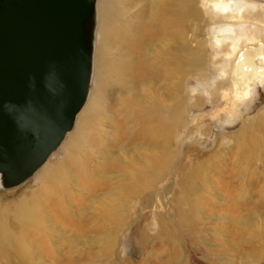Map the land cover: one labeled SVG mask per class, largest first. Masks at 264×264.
Wrapping results in <instances>:
<instances>
[{"label":"rangeland","instance_id":"rangeland-1","mask_svg":"<svg viewBox=\"0 0 264 264\" xmlns=\"http://www.w3.org/2000/svg\"><path fill=\"white\" fill-rule=\"evenodd\" d=\"M110 1L98 0L100 15L95 32L91 93L74 128L44 166L25 183L0 189V230L3 233H12L5 230L25 223L29 212L34 211L32 215L38 216L37 225H33L36 232L29 226L24 227V232L29 236L37 231L47 234L46 239L28 241L20 251L10 248L11 253L3 264H225V255L220 261L215 258L224 252L226 240L237 247L230 251L235 263L228 256L229 264H264V162L254 151L250 153L249 148H243L240 141L250 127L256 130L260 126L256 119L264 114V82L256 81L247 97L235 95L230 83L233 61L215 45L221 23L199 20L200 27L194 28L195 24L188 22L192 27L187 32L190 47L199 50L205 65L192 70L185 78L175 73L171 82L173 93L162 95L164 99H171L172 104L179 102L178 113L171 126H164L162 120H158L161 124L158 130L162 133L150 146L162 147L167 139L172 140L171 168L160 175L153 187L143 190L140 197H131L127 192V198L117 199L129 190L135 176L130 168L122 167V162H141L146 155L143 131L147 133V130L136 118L141 111L138 96H133L131 105L125 100L115 105L110 94L101 90L110 73L104 71L109 54L105 38H108L106 30L111 23ZM194 1L205 19H215L214 12L218 10L211 0ZM174 30L171 29L176 35L178 31ZM237 30L236 36H239L241 31ZM259 33L264 37V29L260 28ZM223 48L230 53L228 47ZM224 69L226 73L222 72ZM220 81L223 82L215 87ZM121 110L128 113H116ZM122 116L126 118L125 134L122 128L118 129ZM154 123L153 120L147 122L149 131H156ZM251 134L255 138L260 135L257 131ZM246 154L254 156L249 163L240 161ZM67 157L76 161L73 171L66 166ZM232 171L237 174L235 178ZM186 174V187L191 190V197L197 195L198 198L192 202L193 206L191 199L179 204L181 182ZM88 178H96L95 183ZM230 178L233 192L225 195L226 180ZM50 185L58 189L55 197L51 195ZM46 194L53 198H45ZM29 201L34 203L33 207L27 204ZM235 204L244 217L240 227L232 221L239 213L229 208ZM21 205L25 211L17 212L16 207ZM183 208L190 210L186 212L188 217L194 214L192 219H184L187 223L180 215ZM75 221L81 222L78 225L83 227L77 226ZM246 221L252 223L250 227L256 232L250 240L249 230L244 228ZM85 229L87 232H81ZM75 231L80 232L81 237ZM94 231L101 235L100 239L109 235L111 240H99L102 244L94 247L88 243L89 239L94 241ZM181 231L188 238L176 234ZM79 240L86 244L82 245ZM38 244L58 253L34 257L31 250ZM94 249L96 253L101 251L99 256ZM2 251L8 250L0 243V253ZM22 252L26 256L30 254L32 259L23 258Z\"/></svg>","mask_w":264,"mask_h":264},{"label":"bare ground","instance_id":"bare-ground-1","mask_svg":"<svg viewBox=\"0 0 264 264\" xmlns=\"http://www.w3.org/2000/svg\"><path fill=\"white\" fill-rule=\"evenodd\" d=\"M211 3L213 4V7H215V10H218L217 12H214L215 19H211V17L205 19L204 13L197 6H195L194 0L110 1L109 13L111 16V23L106 30L108 38H105V43L109 47L107 48V52L109 54L107 55L108 58L104 67V71L107 72L109 70L110 73L106 76L107 82L101 90L107 91L110 94V98L115 105H118L120 100H125L129 105H131L129 102L132 101L133 96H138V101H141V111L136 116V118L143 123L144 128L147 130V133L144 132L145 130L143 131L144 138L146 139V145L144 146L146 149V155L142 157L141 162H122V167L127 169L130 168V171L134 173L135 176L133 182L128 188L132 193H130L129 190H126L125 193H122V195L117 197L119 200H122V198H127L125 197L127 192L131 197L136 195L140 197L143 190L153 187L154 183L159 180L160 175L171 168L170 165L172 163L173 150L170 142L172 140L167 139V142H164L162 147L150 146V144L157 141L156 138L162 133H159L158 130L161 128V124H159L158 120L161 119L164 123V126L165 124L167 126H171L172 120L178 113L179 102L177 103L176 101L177 104H172L171 99H164L162 97V95L169 96L173 93L171 86L173 75L176 73L181 76V78H185L186 75L190 76L192 70L205 65V60L199 55V50H193L190 47L188 41L189 38L187 39V32L192 27L190 24H188V22H193V24H195L194 28L200 27L201 24H199V20H204V22L207 23L211 20V22L213 21L214 24L221 23V26L218 29L219 32L216 35L215 45L222 49L227 56H230V59L233 61L231 67L232 77L230 79V83L235 90V95H237V97H247L250 94V91L253 90L252 88L254 87H252V85H254L256 81L264 82V37L259 33L260 28L264 29V0H238L237 2L231 0H211ZM233 4H235L234 7ZM97 13L100 15L98 3ZM237 28H239L241 31L239 36H236L238 35ZM171 29H175L178 31V33L174 35ZM224 45L228 47L230 53H228V51L223 48ZM191 55H197V57L192 58ZM229 61L230 60H228V62ZM174 66H177V70L173 69L175 68ZM222 72L226 73V69H224ZM221 82L223 81L216 83L215 87ZM88 101L89 97L81 109L79 115L82 113ZM123 112L124 114L128 113V111ZM123 112L121 110V112L116 113H119V115H124ZM120 120L121 122L118 129L122 128L123 134H125V116L120 117ZM152 120L155 122L154 126L156 131H153L154 133L151 130L149 131L147 124V122ZM256 120L257 123H260V126L255 128L256 130H250V127L249 130L243 134V138H240V141L243 148H249L247 151L250 153L254 151V154L258 155L259 159L264 162V114H261ZM256 131L260 135L255 138L251 133H255ZM149 132L155 135L151 137V135L148 134ZM168 137L171 138L169 135ZM250 141H252V143H250ZM252 145L255 146L252 147ZM252 158H254L253 155L250 156V154H246L240 161H246L249 163ZM65 162L67 163V168L72 169L73 171L72 167L76 165V161L72 157H67ZM197 174H199V172ZM235 174L236 172L232 174L233 178L236 177L237 174ZM186 178H188L187 174L184 175L181 182L182 196L185 194L183 197H180L179 204L181 205L183 204V201L187 203V201L191 199L190 203L192 204V202H195L198 199L197 195L196 198L191 197V190L187 189L186 187ZM95 180L96 178H88V181L92 183H95ZM231 182L232 178L226 180L227 187L225 188V195L232 194L233 192ZM49 188L51 190V195L55 197L54 193L57 195L58 189L53 185H50ZM49 195L46 194L45 198H47ZM53 197L49 196V198ZM26 201L27 197L23 203H26ZM27 204L30 207L34 206V203H30V201ZM237 206L236 204L230 205L229 208L239 213V208ZM16 209L18 210L17 212L25 211L23 205L17 206ZM183 210L184 211L180 212V215L182 216L183 222L187 223L188 221L186 220V222L184 219H192L194 214L188 217L186 212L190 210L188 208H183ZM8 213L10 212H7V214ZM33 213L36 212H29V218L26 219L25 223H21L20 226L13 227L14 229L7 228L5 230V232L13 231L12 233L6 234L0 230V243H2V246L6 247L8 250L6 253H3V251L0 253V261H2V264L4 260H7L11 253L10 248L13 247L17 248L18 250H22L28 241L31 242L35 238H47V234H41L39 231H37L36 234L30 236L28 235V232H24L26 226H29L31 230H36L33 225H37L38 216L37 214L32 215ZM7 216H9V214ZM237 216H234V218ZM243 218L244 217L239 213L238 218L232 221L235 223V226H239L240 224H243ZM67 220L68 219H66V221ZM2 222L1 224L4 226L5 224ZM75 222L77 223V226L81 228L83 227L78 225L82 221ZM251 224L252 223L250 221H246L247 226H244L246 231L249 230V240L256 235L254 230L255 228L251 229L250 227ZM75 232L81 237L80 232ZM81 232L85 233L87 230L85 229ZM173 234L174 232L172 235ZM176 234H179L182 237L183 232H177ZM100 236L96 231H94L92 234L94 241L89 239L88 243L94 247H99V244H102V241L99 240H111L109 235H105L103 239H100ZM185 237L188 238L185 234H183L182 238L185 239ZM234 237L235 235H233V238ZM79 242L82 245L86 244V241L84 240H79ZM237 242V244L240 243L239 241ZM254 246L252 245V248ZM33 247L34 248H32L31 252L34 257H36V254L39 256L46 254L47 256H50L58 253L56 250H45L40 246V244ZM236 248L237 247H235L232 241L226 240L225 244H223L224 252H221V254H219L220 257H216L215 260L220 261L221 257H224L225 255V264H229L231 262L228 256L235 263V260H233L232 256H230L232 255L230 251L236 250ZM253 249L256 250L257 248ZM99 252L101 251L98 250L96 253L95 250L94 253L99 256ZM21 256L23 258L29 257L32 259L30 254L26 256L23 252ZM58 256H61V254H58ZM17 258H19V256H17Z\"/></svg>","mask_w":264,"mask_h":264},{"label":"water","instance_id":"water-1","mask_svg":"<svg viewBox=\"0 0 264 264\" xmlns=\"http://www.w3.org/2000/svg\"><path fill=\"white\" fill-rule=\"evenodd\" d=\"M98 0H0V189L60 147L90 95Z\"/></svg>","mask_w":264,"mask_h":264}]
</instances>
